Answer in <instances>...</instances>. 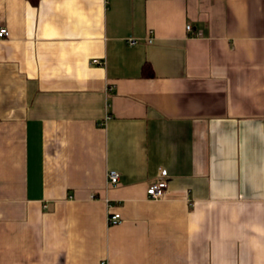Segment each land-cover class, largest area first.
I'll return each instance as SVG.
<instances>
[{
    "label": "crops",
    "instance_id": "0c3cea01",
    "mask_svg": "<svg viewBox=\"0 0 264 264\" xmlns=\"http://www.w3.org/2000/svg\"><path fill=\"white\" fill-rule=\"evenodd\" d=\"M2 28L0 264H264V0H0Z\"/></svg>",
    "mask_w": 264,
    "mask_h": 264
},
{
    "label": "built area",
    "instance_id": "2783aa9c",
    "mask_svg": "<svg viewBox=\"0 0 264 264\" xmlns=\"http://www.w3.org/2000/svg\"><path fill=\"white\" fill-rule=\"evenodd\" d=\"M189 32L193 31V27L189 25L187 27ZM10 37V32L6 28L0 29V39H8ZM130 44H135V41H130ZM166 172H163L162 176L157 179L152 185L148 187L147 195L151 200H161L164 198L168 184L165 179ZM108 186H118L120 182V173L117 171H110L107 176ZM123 218L119 213H113L109 210L107 215V222L109 226H116L122 222Z\"/></svg>",
    "mask_w": 264,
    "mask_h": 264
},
{
    "label": "trees",
    "instance_id": "16d2710c",
    "mask_svg": "<svg viewBox=\"0 0 264 264\" xmlns=\"http://www.w3.org/2000/svg\"><path fill=\"white\" fill-rule=\"evenodd\" d=\"M32 3L37 4L39 0H30Z\"/></svg>",
    "mask_w": 264,
    "mask_h": 264
}]
</instances>
